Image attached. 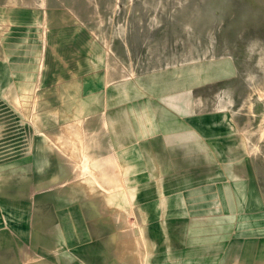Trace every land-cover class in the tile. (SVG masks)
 <instances>
[{
    "label": "rangeland",
    "instance_id": "obj_1",
    "mask_svg": "<svg viewBox=\"0 0 264 264\" xmlns=\"http://www.w3.org/2000/svg\"><path fill=\"white\" fill-rule=\"evenodd\" d=\"M145 113L153 119L140 121ZM146 137L157 154L168 142L192 153H159L143 174L132 158H111L110 193L82 198L103 189L104 149L125 146L126 159ZM137 190L157 192L170 214L156 231H137L148 201ZM71 193L79 199L64 198ZM70 205L80 209L79 239L81 213L94 208L95 256L103 241L112 256L126 252L119 240L132 255L138 239L144 252L145 233L156 256L173 241L199 251L204 231L262 248L264 0H0V264L15 242L6 214L52 217Z\"/></svg>",
    "mask_w": 264,
    "mask_h": 264
},
{
    "label": "crops",
    "instance_id": "obj_2",
    "mask_svg": "<svg viewBox=\"0 0 264 264\" xmlns=\"http://www.w3.org/2000/svg\"><path fill=\"white\" fill-rule=\"evenodd\" d=\"M146 114L147 113H145V116L139 117L141 119L140 121H151L153 119L150 113H148L147 115ZM141 125L142 129H146V132L150 131V129L146 127L145 122ZM200 126H202V124ZM188 137L189 136H187L184 140H189L190 142L191 139ZM147 140H150L151 142H148ZM171 140L172 139H169V141ZM177 140L179 141L181 139ZM172 141H174V139ZM101 143L105 146V148L109 147L110 145L109 143H105L104 140ZM139 144V148L137 146L134 150V152L136 151V155H133V157L130 156L126 159H124L126 157V150H124L125 146L119 145V148L117 150L114 149V151H117L115 153V156H110L108 152V150L110 151V148L108 150L106 148L107 152H105L106 150L104 149L102 152V157L100 156L103 159V163L99 166L102 168V170H99V173H97L96 176L98 178V183L102 184L103 189L99 187L100 189L97 192H94V186L91 189L90 187H88V190H86L85 192L86 196L82 198H86L89 201H94L95 199L101 198V195L106 193L107 191L110 193V189L112 187V177L110 175L111 171H109L111 167V158L118 160L121 157L120 161L134 159L136 162L134 166L136 168H142L140 170V173L143 174L144 167L146 169L150 168L153 171V169L158 166V161L160 159V156L158 155L159 153H163L162 156L165 155L166 158H170L171 155L173 161H175V159L178 157L176 153H181L182 156H187L188 153L190 154L191 152L190 144L189 147L180 143L175 144L174 146V144H169L168 142V144L163 145L162 149L160 150L161 152L157 154V152L155 151L156 146H154L152 140L147 139V137L142 138ZM119 166L121 167V165ZM122 166L126 168L130 165ZM93 183L97 184L94 178L92 179L91 184L93 185ZM142 183L143 181L141 182L140 180V184ZM119 191H122L121 187ZM137 191L134 195V198L136 200H148L146 202H143L144 206L141 205V209L139 211L141 219L138 220L140 223L136 227L138 228L137 231L139 230L141 232H147V230L149 231L151 229L153 231H156L155 228L157 224L154 223L156 221L158 223V218L162 215V210L160 209L161 205L156 201L158 198L156 195L157 192H154V194H152V191L149 190H141L144 193L140 192L139 190ZM162 192V189L159 188L158 194ZM68 196L69 197L64 198H66V200H73V197H75V199H79L78 193H75L74 195L73 193H71ZM104 198H106V196L102 195L101 199ZM136 205H138V203H136ZM72 206L73 205H70V208L68 209L66 215L64 213H58L57 216V214L53 213L54 215L52 217H50L47 212L45 213V210L43 208L39 209L38 216L36 215L37 211H34L32 213L33 215H27L24 212L6 214L7 228L10 232H13V238L15 242H13V250L8 249V251L4 255L5 259L1 260V262H3L2 264H112L111 258L114 259L115 263L113 264H122V262H129V259L131 257L134 259H136L137 257L140 258V261H144L142 264H264V244H262V248L256 252L254 242L249 243L247 241H241L238 239L236 241L223 239L209 240L207 238H202V236H206L205 231L202 232L200 238V240H202V248L199 249V251H197L196 248H191V244L197 242L188 241L182 242V244L179 245L178 241H173L170 244H166L165 255L156 256V252L159 253L158 246L160 245L156 243L155 245L152 244L149 246L148 239L145 233L143 234V239L147 241V246L144 252L142 250V243L138 247L139 243L136 242V240L138 239L134 241L133 249L135 253L133 252L134 254L132 253V255L130 254L132 247H128L127 240H119L117 241L116 249L118 250L122 248L125 249L126 252L123 254L121 253V250H115V256H112L110 247H107V241H103V255L95 256L92 252V250L95 248V239H93L90 235L94 233V208L86 206L84 209L85 211L81 213L87 216V220H85V218L82 219L83 230H85L84 232L86 234L82 239H79L78 232L80 227L77 225L80 223L77 222L74 214H76L78 217L80 209L78 208L74 210V207ZM164 212H166L164 213V215H167V217L165 218L163 215L162 216L164 218V221H166L169 218L170 214L168 215L167 211L165 210ZM184 212L186 211L182 210V212L180 213ZM204 214L209 215L205 212L202 213V215ZM184 215H186V213H184ZM67 221H69L70 224H67ZM64 225H70V227L67 226L65 228ZM162 226H164L163 222ZM153 231L148 233L150 242H152L153 237H155L153 236ZM85 249H90L92 254H90V256L89 254L84 255L82 252H84ZM140 253H142V255L145 254L146 256L141 257ZM128 255H130V257H128Z\"/></svg>",
    "mask_w": 264,
    "mask_h": 264
}]
</instances>
